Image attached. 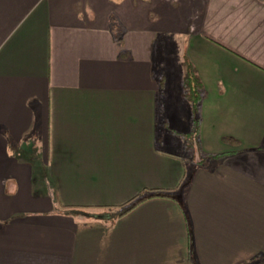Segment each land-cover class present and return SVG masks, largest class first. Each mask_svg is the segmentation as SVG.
I'll list each match as a JSON object with an SVG mask.
<instances>
[{
    "label": "crops",
    "instance_id": "0c3cea01",
    "mask_svg": "<svg viewBox=\"0 0 264 264\" xmlns=\"http://www.w3.org/2000/svg\"><path fill=\"white\" fill-rule=\"evenodd\" d=\"M0 264H264V2L0 0Z\"/></svg>",
    "mask_w": 264,
    "mask_h": 264
},
{
    "label": "trees",
    "instance_id": "16d2710c",
    "mask_svg": "<svg viewBox=\"0 0 264 264\" xmlns=\"http://www.w3.org/2000/svg\"><path fill=\"white\" fill-rule=\"evenodd\" d=\"M260 2H264V0H259ZM187 73H186V79H185V88H186V96L187 98H189L193 103H194V108H195V115L198 111V102L201 99L200 98V86L198 83V79L196 77V73L192 68H187ZM189 91V92H188ZM197 133H198V120L195 119L194 122V127H193V131L189 137V142H194V146H195V141L197 138ZM152 198H170V195H168L167 193L164 192H152V193H143V195L133 199L132 201L129 202L128 205H126L125 207H123L120 210L119 215L123 216L125 214H127L128 212H130L131 210H133L135 207H137L138 205H140L141 203L152 199ZM77 210L72 209L71 212H73L72 214H75ZM71 212H68L67 214H70Z\"/></svg>",
    "mask_w": 264,
    "mask_h": 264
},
{
    "label": "rangeland",
    "instance_id": "374dc122",
    "mask_svg": "<svg viewBox=\"0 0 264 264\" xmlns=\"http://www.w3.org/2000/svg\"><path fill=\"white\" fill-rule=\"evenodd\" d=\"M169 67V65L167 66V68ZM162 78H163V76H162ZM189 92V91H188ZM189 139V138H188ZM193 144H194V142H187V144H186V147H187V152H186V154H185V158H187V159H189L191 156H193V154H194V152H192L193 151ZM189 149V150H188ZM187 161H189V160H187ZM203 162H205L204 160H203Z\"/></svg>",
    "mask_w": 264,
    "mask_h": 264
}]
</instances>
